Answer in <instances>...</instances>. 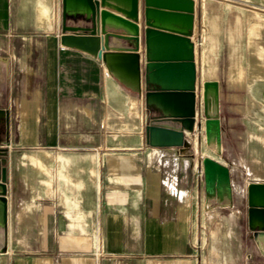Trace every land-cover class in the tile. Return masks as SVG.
I'll return each instance as SVG.
<instances>
[{
	"label": "crops",
	"instance_id": "1",
	"mask_svg": "<svg viewBox=\"0 0 264 264\" xmlns=\"http://www.w3.org/2000/svg\"><path fill=\"white\" fill-rule=\"evenodd\" d=\"M89 28L83 15L64 16L63 0H0V264H264L248 198L250 185H264V136L254 137L253 160L247 131L238 159L230 142L218 158L203 155L198 129L185 146H149L156 111L145 103L142 32L137 93L101 61L60 45L62 34ZM191 41L198 98L200 84L218 81L199 78ZM207 157L229 170V202L206 196Z\"/></svg>",
	"mask_w": 264,
	"mask_h": 264
},
{
	"label": "water",
	"instance_id": "2",
	"mask_svg": "<svg viewBox=\"0 0 264 264\" xmlns=\"http://www.w3.org/2000/svg\"><path fill=\"white\" fill-rule=\"evenodd\" d=\"M140 4L141 0H63L64 16L66 13L83 15L91 28L87 29L88 34H62L60 45L76 48L96 58L105 64L109 74L140 93L138 49L142 32L144 79L149 85L145 103L156 111L145 127L147 144L155 148H179L186 145V133L191 134L203 127L206 146L219 154L221 132L217 115V82L202 84L204 120L197 121L195 54L190 34L194 23V2L142 0V28L138 24ZM67 30L77 32L74 28ZM128 42H133L134 47L128 46ZM5 116L7 118V113L0 110V121ZM4 155L1 150L0 157ZM3 162L0 159V229L6 232L7 170L1 167ZM202 169L207 198L229 202L228 168L207 157L202 160ZM248 198L252 237L258 246L264 245V185H250Z\"/></svg>",
	"mask_w": 264,
	"mask_h": 264
},
{
	"label": "rangeland",
	"instance_id": "3",
	"mask_svg": "<svg viewBox=\"0 0 264 264\" xmlns=\"http://www.w3.org/2000/svg\"><path fill=\"white\" fill-rule=\"evenodd\" d=\"M192 1L196 21L190 34L197 44L199 78L215 79L219 86L220 143L229 146L230 142L232 155L238 159L247 152L240 140L247 131L254 147L249 149V160L257 159L259 146L254 137L264 136V75L255 71L262 68L264 73V0ZM139 13L142 26V0ZM197 91V120L203 122L202 84ZM203 130L199 129V135L204 139ZM207 148L203 143V155L218 158Z\"/></svg>",
	"mask_w": 264,
	"mask_h": 264
},
{
	"label": "bare ground",
	"instance_id": "4",
	"mask_svg": "<svg viewBox=\"0 0 264 264\" xmlns=\"http://www.w3.org/2000/svg\"><path fill=\"white\" fill-rule=\"evenodd\" d=\"M262 68L261 69H259V70H255L256 71V75H264V73L262 72Z\"/></svg>",
	"mask_w": 264,
	"mask_h": 264
},
{
	"label": "flooded vegetation",
	"instance_id": "5",
	"mask_svg": "<svg viewBox=\"0 0 264 264\" xmlns=\"http://www.w3.org/2000/svg\"><path fill=\"white\" fill-rule=\"evenodd\" d=\"M151 120H152V119H151ZM151 120H150V121H151ZM150 121H149V124H150ZM149 124H148V125H149Z\"/></svg>",
	"mask_w": 264,
	"mask_h": 264
},
{
	"label": "built area",
	"instance_id": "6",
	"mask_svg": "<svg viewBox=\"0 0 264 264\" xmlns=\"http://www.w3.org/2000/svg\"><path fill=\"white\" fill-rule=\"evenodd\" d=\"M100 252V251H99Z\"/></svg>",
	"mask_w": 264,
	"mask_h": 264
}]
</instances>
